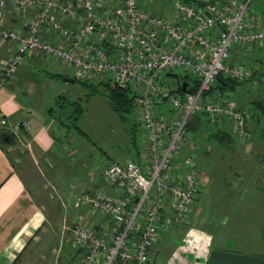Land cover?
Returning <instances> with one entry per match:
<instances>
[{
	"label": "built area",
	"instance_id": "2783aa9c",
	"mask_svg": "<svg viewBox=\"0 0 264 264\" xmlns=\"http://www.w3.org/2000/svg\"><path fill=\"white\" fill-rule=\"evenodd\" d=\"M155 0H0V41L11 53L0 68L1 83L15 79L30 57L54 61L77 80L108 77L136 95L138 122L146 143L142 161L108 163V189L84 190L78 206L105 215L113 225L67 227L76 264H153L160 234L184 224L204 183L190 125L205 114L214 129L228 127L252 144L254 113L239 106L218 79L246 82L254 69L247 57L264 46V27L252 15L254 0H225L210 6L166 0L174 13L153 12ZM9 12L30 13L24 28L7 26ZM58 40H62L58 42ZM64 42V44H63ZM182 69L187 89L175 91L165 76ZM191 84L198 88L191 91ZM18 133L26 121H1Z\"/></svg>",
	"mask_w": 264,
	"mask_h": 264
},
{
	"label": "crops",
	"instance_id": "0c3cea01",
	"mask_svg": "<svg viewBox=\"0 0 264 264\" xmlns=\"http://www.w3.org/2000/svg\"><path fill=\"white\" fill-rule=\"evenodd\" d=\"M198 1H203L206 3L205 6H210L215 2L225 0ZM252 15L264 27L263 17L253 10ZM29 18V12L24 15L9 12L6 23L8 27L24 28ZM55 39L62 43V40ZM262 49L264 46H258L247 59H253L257 51ZM10 53V45L0 41V68ZM43 68L46 69V77L42 78L37 71ZM47 69L57 70V74H50ZM253 69L256 75L240 85L248 84L247 91L249 92V84L253 83L260 94L264 91L262 89L264 88V73ZM62 74L72 76L70 69L61 67L57 62H47L38 56H30L19 67L15 79L9 84H2L0 75V264H46L48 262L46 254L54 246L59 248L58 262L76 264V259L68 244L67 227L74 223H82L92 229L113 225V222L105 215L77 204V198L84 190L108 189L113 191L105 182L103 170L108 163L115 160L109 158L110 160L107 161L108 159L101 157L102 155L98 153L91 155L81 142L76 143L77 139L72 141V130L69 126L67 127L68 118L72 116L67 111L70 102L61 96L47 98L42 91V88H47L51 83L55 85L53 88L50 86L51 89L55 90L58 81H64L55 76ZM235 100L239 106L246 105V103H240V98H235ZM62 102L63 105H61ZM251 103L254 106V120L251 125L256 122L253 126L257 129V135L263 139L261 143L259 142L260 145L252 142L251 146L261 153L257 164H259L258 169L261 166L264 169L262 160L264 157V126L262 127L264 119H261V115L264 114V102L261 98H255ZM2 120L12 123L26 121L28 127L17 134L12 133L2 126ZM203 121L204 118L201 122ZM229 128L231 126L227 131L222 132V136L230 135ZM75 130L84 136L78 129L75 128ZM11 135L12 138H8ZM6 138H8L7 142ZM14 151H17V162L11 159V153ZM144 156L145 150L139 152L137 158L142 161ZM99 158H102L101 165H99ZM262 168L260 169L261 176L256 175L257 173L253 175L250 171L242 187L243 191L249 188L256 189L254 196L260 204L255 213L256 216L264 214V186L262 185L264 170ZM253 177H256L257 183L251 186ZM262 220L263 218L259 216L247 224L251 225L253 230L255 224L261 223L260 227L263 225ZM247 224L244 227L240 224L238 229L251 230ZM175 226L177 225H173L170 229ZM58 231L62 232L58 233L59 236L64 233L62 238L61 236L59 239L55 237L54 233ZM163 234L164 232L160 234L152 250L153 264L157 245L162 241ZM259 239L255 240L257 244L264 241V234ZM246 241L248 243V240ZM249 241L252 245L254 240ZM206 242V245L190 257V264H264V259L260 258L263 256L232 251L225 240L215 244L209 236ZM32 244L33 247L44 249L41 255L37 256L33 253Z\"/></svg>",
	"mask_w": 264,
	"mask_h": 264
},
{
	"label": "rangeland",
	"instance_id": "374dc122",
	"mask_svg": "<svg viewBox=\"0 0 264 264\" xmlns=\"http://www.w3.org/2000/svg\"><path fill=\"white\" fill-rule=\"evenodd\" d=\"M145 3H147L146 0ZM145 7L153 12H163L165 15L175 12V7L168 5L166 0H155L152 5H145ZM252 10L264 19V0H254ZM257 52L253 59H247L248 63L245 65L264 73V49ZM46 61L55 63L54 61ZM49 72L50 74H57V70L54 69ZM37 73L42 78L46 77V69L44 68L38 70ZM184 75L182 69L175 70L172 75H166L167 85L172 89H177L179 85L187 82L184 80ZM67 77L74 78L69 75ZM106 81L111 80L104 76L87 78L73 83L61 80L58 81L55 90L51 89L50 86L52 88L55 86L51 83L47 88H42V91L47 98L61 96L70 102L67 111L72 116L68 118L67 125L72 130V141L77 139L76 143L81 142L87 148L85 150L89 151L91 155L98 153L102 155L101 157L108 159L107 161L112 159L124 164L130 158H137L138 153L145 150L144 129L137 120V112L136 118L131 116L125 120L112 109L109 97L102 85V82ZM94 85H99L97 93L93 91ZM249 86V92L247 91L248 84H243L237 86L232 93L234 98H240V103H246L247 107L254 113V106L251 101L255 98H261L264 102V91L258 94L253 83ZM76 117H79L78 123L74 120ZM134 123L137 125L135 131H133ZM198 123L201 126V123ZM76 124L84 132V136L75 130ZM199 125H197V133H199V137H202L201 140L194 139L192 132H190L189 137L191 140H197L204 147L197 151L196 158L199 168L206 172L204 183L198 197L190 206L191 212L187 222L164 231L163 239L157 245L154 264H190V257L207 244L206 241L209 236L215 241V244L225 240V243L226 241L228 243V248L232 251L259 255L263 256L260 257L261 259H264V241L258 244L255 241L264 234V214L259 215L260 218H263V225L260 227L259 224L261 223L255 224L256 226L252 230L251 225L248 226L247 223H251L257 217L259 218L255 213L260 204L254 196L256 189L249 188L244 191L242 189L250 171L253 175L257 173L256 175L261 176L260 169L262 166L258 169L259 164H257L261 153L253 149L252 144L239 142L231 128H229L231 141L228 143L222 142V139L218 140L212 135L214 129L208 124L206 117L200 128ZM253 125L250 127L254 136L252 142L260 145V141L263 139L257 135V129ZM263 126L264 122L262 123ZM16 154L17 151L11 153V159L14 162L18 161ZM21 155L23 154L21 153ZM101 159H98L99 165H101ZM262 160L264 162V157ZM262 170L264 169L262 168ZM241 178H243V182ZM251 182V186L256 184V177H253ZM262 185L264 186V181ZM240 224L242 227L247 224L251 230H239ZM256 228L257 230H255ZM58 233L62 232H55V237L59 239L61 236L60 238H62L64 233L60 236ZM250 239L254 240L252 245ZM31 249L37 256L41 255L44 250L41 247H33V244ZM58 249V246H54L46 254L48 256L46 264H61L58 262V258H60L58 257Z\"/></svg>",
	"mask_w": 264,
	"mask_h": 264
},
{
	"label": "trees",
	"instance_id": "16d2710c",
	"mask_svg": "<svg viewBox=\"0 0 264 264\" xmlns=\"http://www.w3.org/2000/svg\"><path fill=\"white\" fill-rule=\"evenodd\" d=\"M188 1H194V3L200 4V5H205L206 4L205 2L198 1V0H188ZM170 75H172V74H170ZM254 75H256V71H254L252 77H254ZM55 77L63 79L65 77H67V75L62 74V75H56ZM183 77H184V80L187 81L185 83H187V86H188L189 83H190L189 82L190 78L188 76H185V75ZM77 81H82V80H77ZM185 83L179 85L175 91H177V92L184 91L183 90V86H184ZM223 83L225 84V86H222L219 83V88H221L222 90L234 91L235 87L240 85V84H242L243 82H237V81H234V80H232L230 78H224ZM102 85L104 86L105 91H106V93H107V95L109 97L111 107L116 113L120 114L121 117L123 119H125V120L128 119L131 116L136 118L137 106H136V101H135L136 100L135 92H133L129 88H121V87L117 86L116 84L112 83L111 81L102 82ZM191 86H192L191 87V91L192 90H196L198 88L197 84H191ZM98 90H99V85L98 86L94 85V89H93L94 93H97ZM261 116H262L261 119H264L263 118L264 114L261 115ZM205 117H206V115L202 114V115L197 116L192 121V123L190 125V132L193 133V138L194 139H197V140L200 139L201 140L202 137H199V133H197L198 132L197 131V127H198L197 125H199L198 122L202 123L201 120H202V118H205ZM74 120H76L77 123H78L79 117L74 118ZM68 126L69 125H67V127ZM136 127H137V125H135V123H134L133 131H135ZM200 127L201 126L199 125V128ZM75 128L78 129L82 134H84V132L78 127L77 124L75 125ZM213 136L216 139H218V140L222 139V142L226 141V142L229 143L231 141V136L229 134L222 136V132L221 131L216 133V134H214ZM10 137L12 138V135Z\"/></svg>",
	"mask_w": 264,
	"mask_h": 264
},
{
	"label": "water",
	"instance_id": "95a60500",
	"mask_svg": "<svg viewBox=\"0 0 264 264\" xmlns=\"http://www.w3.org/2000/svg\"><path fill=\"white\" fill-rule=\"evenodd\" d=\"M64 82H76L77 80L75 78H71V77H65L63 78ZM219 83L222 85V86H225V84L223 83V79L219 78L218 79ZM187 89V83L184 84L183 86V90H186ZM10 138V136L8 137ZM8 138H6V142L8 141Z\"/></svg>",
	"mask_w": 264,
	"mask_h": 264
}]
</instances>
